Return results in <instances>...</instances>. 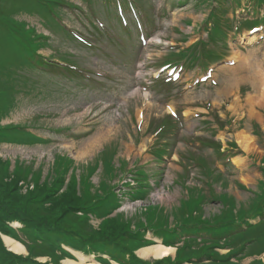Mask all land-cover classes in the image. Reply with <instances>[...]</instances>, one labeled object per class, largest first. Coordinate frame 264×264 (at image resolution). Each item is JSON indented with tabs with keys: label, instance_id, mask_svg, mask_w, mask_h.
Returning <instances> with one entry per match:
<instances>
[{
	"label": "rangeland",
	"instance_id": "obj_1",
	"mask_svg": "<svg viewBox=\"0 0 264 264\" xmlns=\"http://www.w3.org/2000/svg\"><path fill=\"white\" fill-rule=\"evenodd\" d=\"M231 1L225 2L230 5L224 18L238 24L248 13L244 7L252 2L243 0L244 5L237 7L238 3ZM41 2L45 4L42 6L35 0L7 1L3 6L4 16L11 13L16 21L26 23V28L31 29V33L23 31L20 42L0 30V157L10 163V176L6 180L14 178L12 171L18 170L26 177L18 184L24 192L36 185L34 179L40 172L37 183L41 184L42 191L57 183L61 175L62 168L56 172V157L62 156L58 157L62 167L70 157L76 168L70 164L68 172L63 173L61 188L53 193L58 197L71 178L80 180L88 164L97 161L99 165L101 154L114 155L116 162L123 159L133 170L143 166L151 174L148 197L141 201L123 198L120 206L104 217L90 214L89 221L95 228L105 223V219L109 224L108 219L118 212L125 218L132 213L146 218L145 211L157 204L170 212L171 207H179L181 200L189 196L186 187H197L208 195L212 190L227 192L238 202L252 199L258 182L264 179V161H261L264 156V23L255 31L259 34L255 41H249L248 37L254 32L244 28L241 32H229L228 47L221 42L208 43L209 47L221 50L223 59L205 70L198 64L193 67L179 50L199 40L207 41L204 21L211 8L205 4L206 0ZM259 9L264 14V6ZM20 23L17 25L21 26ZM19 48L28 53L35 48V57L25 55L24 59ZM39 56L50 61L39 63ZM166 59H170L171 66L165 64ZM165 76L173 77V81L166 80ZM167 114L176 118L171 127L168 118L161 121ZM252 123L258 124L262 136L252 133ZM12 125H19L21 129L11 132L7 126ZM158 125L167 133L157 137L158 131L162 132ZM243 131L253 138L254 145L249 150L244 149L239 139ZM94 137L100 141L89 148ZM203 139L221 143L220 153L227 156L216 155L213 146H207ZM232 142L236 143L235 149L230 148ZM156 148L165 149L159 162L155 159ZM235 152L245 161L234 163ZM191 156L205 158L208 168L221 172L220 179L210 182L201 173L197 160L191 162ZM113 163L115 170H120ZM79 164L84 165L83 169ZM214 169L213 179L217 177ZM119 175L116 173L111 180L117 197L122 191L120 184L130 177L126 174L118 179ZM92 180L96 185L101 183L99 175ZM68 196L70 191L62 199ZM214 201L204 204V215L219 213L221 204ZM65 202L74 205L81 200L74 198ZM63 203L60 201L59 205ZM168 218L172 220L171 216ZM259 219L256 216L252 221ZM10 225L19 227L20 224ZM107 231L106 226V234ZM71 237L75 236L71 234ZM146 237L161 242L152 231H147ZM69 238L59 246L66 253L60 264L66 258L78 260L75 251L88 257L87 260L120 263L116 257L130 248H123V243L107 245L103 251L95 245L80 243L77 248L66 243ZM112 238L106 236L107 242L113 243L115 238ZM138 245L133 255L141 260L139 250L146 246ZM112 247H116L115 254L108 251ZM25 248L26 253L20 255H28ZM175 251L170 254L172 264L178 262ZM59 252L54 251V255ZM254 258L264 260V253L244 258L240 263L248 264ZM36 259L48 262L50 257ZM157 259L161 258L146 257L151 262Z\"/></svg>",
	"mask_w": 264,
	"mask_h": 264
},
{
	"label": "trees",
	"instance_id": "obj_2",
	"mask_svg": "<svg viewBox=\"0 0 264 264\" xmlns=\"http://www.w3.org/2000/svg\"><path fill=\"white\" fill-rule=\"evenodd\" d=\"M7 1L17 0H0V30L5 31L6 35L12 34L13 40L20 42L23 31L31 33L29 32L31 29L26 28V23L16 21L11 13L4 16L3 6ZM35 1L42 6L45 4L41 2L42 0ZM209 1L206 0L205 3ZM218 1L221 3L224 0H211V2ZM263 2L264 0L258 2L253 0V4H263ZM218 10H221V6L219 8L213 7L211 14L213 23L208 28V41L200 40L189 48L179 50L184 57L190 52L188 59L190 64L205 65L218 59L220 55L207 48V44L210 42L218 43V41L225 44L229 29H239L238 25L233 27L232 24L221 19L218 16ZM259 19L257 18L255 21L248 19L247 23H257ZM17 23H20L21 26H18ZM2 36L5 37V35ZM200 46L201 48H199ZM34 49L28 53L23 48H19L24 59L26 58L25 55L30 58L35 57ZM45 61L50 60L45 56L37 57V62ZM49 63L55 66L51 62ZM66 69L71 70V67L66 65ZM12 71L15 72V69ZM161 121H166V117L162 118ZM252 125L254 127L253 132L262 136L258 124ZM7 128L11 132L21 129L19 125L7 126ZM161 129L162 131L166 130L162 127ZM209 144L218 147L216 151L220 152L221 144L212 141ZM163 152L164 149L159 148L155 154L160 156ZM58 157L62 156L56 157V172L61 168L63 170H61V175L57 177V183L50 188L45 185L46 188L41 191L42 186L37 183L41 176L39 172L34 179L36 185L24 192L18 184L20 180H26V177L20 174L18 170H14L12 172L15 173V177L6 180L10 176V163L0 157V264H60V259L64 258L66 253L59 246L62 244L61 241L68 236L70 238L66 243L77 246V248L80 244L95 245L103 251L107 245L115 246L123 243L125 246L123 248L130 247L120 253V257H116L123 264H165V262L172 264L171 257L151 262L143 258L139 260L133 255L135 250L139 248L138 244L147 246L155 243L146 237L147 231H152L153 234L159 236L165 244L177 247L175 260L182 263L242 264L240 263L242 259L264 253V179L259 182L260 190L254 192L252 199L248 202H238L231 195L216 192H211L210 198L197 187H187L189 188V196L181 200L175 215H172L171 211L166 212L165 207L157 204L145 211L144 216L146 218H140L137 214L134 216L135 213L131 214V218L128 216L125 218L124 214L118 212L115 217L108 219L109 224L105 219V223H101L98 228H95L89 221L90 214L104 217L105 214L120 206L124 200L123 196L134 201L145 200L150 192V173L140 165L134 170L127 168L128 163L126 161L121 159L120 162H116L114 155L112 156L110 153L101 154L99 155V165L96 163L97 161L88 164V169L80 177V180L71 178V182L67 184L63 192L55 197L53 193L54 191L57 192L59 186L61 188L63 173L65 175V172H68L71 167L70 164L76 168L72 158H66V163L62 167V163L59 161L61 158ZM196 160V164L201 167V173L208 177L210 182L215 181L212 170L206 167L204 160L201 157L194 158V161ZM113 162L117 164L120 170H115L116 167ZM77 166L82 168L84 165L79 164ZM101 167H103L102 172L97 174L96 169ZM116 173L120 174L118 179L130 174L128 180L120 184L122 190L119 194L120 199L113 190L114 186L111 185V180L116 176ZM96 175H99L101 179V183L98 185L94 184L92 180L93 176ZM69 191L71 196L62 199ZM74 198H79L81 202L74 205H71V202H65ZM55 199L58 201L54 202ZM214 199L222 204V208L218 210L219 213L207 218L203 217V204L213 202ZM60 201L64 203L59 205ZM169 216L172 220L168 218ZM256 216H260V219L252 221ZM13 222H18L21 226L13 227L10 225ZM106 226L108 227L107 234ZM71 234L75 237H71ZM2 235L12 236L23 243L27 247L28 255L23 256L7 248ZM106 236L115 238H112L113 243L107 242ZM220 249L227 251L221 252ZM57 250L61 252L54 255V251ZM108 251L115 254L116 247H112ZM47 255L50 257L48 262H40L36 259L39 256ZM178 262H174V264H179ZM248 264H264V260L254 258Z\"/></svg>",
	"mask_w": 264,
	"mask_h": 264
},
{
	"label": "bare ground",
	"instance_id": "obj_3",
	"mask_svg": "<svg viewBox=\"0 0 264 264\" xmlns=\"http://www.w3.org/2000/svg\"><path fill=\"white\" fill-rule=\"evenodd\" d=\"M228 1L230 3H233L231 0H228ZM234 1H236L238 3V4H235V2H234V4L237 7H242L244 5L243 0H234ZM255 1L258 2L259 0H255ZM245 4H246V2H245ZM259 4H261V3H259ZM263 4H264V2H263ZM244 11L248 12L250 10L248 8H244ZM258 36H259V34H257V33L249 34V36H248L249 37V41H255L258 38ZM249 104H250V101H249ZM239 139H240V142L243 145L245 150L251 149L253 147V145H254L253 144V138H252L251 134H249L247 132H244V131L240 132ZM93 141L94 142L89 143V148H94L99 143L100 139L97 138V137H94ZM86 150H88V147L85 148V151ZM202 159L204 161L206 160L203 157H202ZM160 160H162V157H158L157 161L159 162ZM263 160H264V156L261 158V161H263ZM232 161L234 163H236V164H241L242 161H245V160L240 155H235V156L232 157ZM101 170H102L101 168H97L95 172L97 174H99V173H101L100 172ZM185 191L187 193H189L187 187H186ZM208 196L210 197V195H208ZM123 198H128V197L127 196H123ZM139 201H141V200H139ZM205 203H208V202H205ZM204 204H203V206H204ZM177 208H178L177 206L171 207L172 215L177 214V212H178ZM221 208H222V206H220V209ZM210 215L206 216V215L203 214V217L207 218ZM4 238H5V242H6L7 246H8V248L10 250H12L13 252L18 253V254L26 253V248H25L24 244H22L20 241H18L16 239H13V238H11V237H9L7 235H5ZM175 248H176V251H175ZM175 248H174V246H170V245L165 244L162 241V239H161V242H159V243H156V244L154 243V245L146 246L143 249H140L139 250V254L141 255L142 258H145V259H146V257L163 258L165 256L166 257H171L170 254L174 253V251H175L174 257H176V255H177V247H175ZM75 252L77 254L76 257L79 258L78 260L77 259H72V258H66V259L62 260V264H104L103 262H101L99 260H95V259L87 260V259H89L88 257L84 256L83 254H81L78 251H75ZM69 253L74 255L73 251L69 250ZM108 256H110V255H108ZM187 263L191 264V262H187ZM113 264H122V263L114 262Z\"/></svg>",
	"mask_w": 264,
	"mask_h": 264
}]
</instances>
